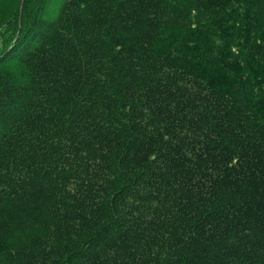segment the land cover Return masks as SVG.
<instances>
[{"label":"trees","instance_id":"trees-1","mask_svg":"<svg viewBox=\"0 0 264 264\" xmlns=\"http://www.w3.org/2000/svg\"><path fill=\"white\" fill-rule=\"evenodd\" d=\"M50 1L0 0V264H264V0Z\"/></svg>","mask_w":264,"mask_h":264},{"label":"rangeland","instance_id":"rangeland-1","mask_svg":"<svg viewBox=\"0 0 264 264\" xmlns=\"http://www.w3.org/2000/svg\"><path fill=\"white\" fill-rule=\"evenodd\" d=\"M55 1H56V0H51V1L49 2V5L47 6L46 9L52 10V4L55 3ZM49 10H48V11H49Z\"/></svg>","mask_w":264,"mask_h":264}]
</instances>
